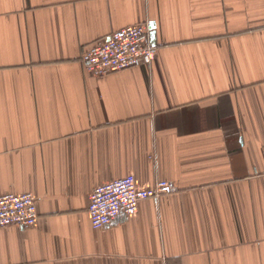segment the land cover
Returning a JSON list of instances; mask_svg holds the SVG:
<instances>
[{"label":"crops","instance_id":"crops-1","mask_svg":"<svg viewBox=\"0 0 264 264\" xmlns=\"http://www.w3.org/2000/svg\"><path fill=\"white\" fill-rule=\"evenodd\" d=\"M154 24L150 67L94 77L95 43ZM174 190L91 224L98 186ZM0 264H264V0H0Z\"/></svg>","mask_w":264,"mask_h":264},{"label":"built area","instance_id":"built-area-1","mask_svg":"<svg viewBox=\"0 0 264 264\" xmlns=\"http://www.w3.org/2000/svg\"><path fill=\"white\" fill-rule=\"evenodd\" d=\"M158 48L152 44L148 25H135L113 33L95 43L83 57L85 70L94 77L138 67H150L157 59ZM174 187L168 181L139 186L134 175L98 186L90 196L88 213L94 229L100 230L119 218L138 215L141 203L158 200ZM39 219L37 199L31 193L0 196V229H29Z\"/></svg>","mask_w":264,"mask_h":264},{"label":"water","instance_id":"water-1","mask_svg":"<svg viewBox=\"0 0 264 264\" xmlns=\"http://www.w3.org/2000/svg\"><path fill=\"white\" fill-rule=\"evenodd\" d=\"M150 31L154 29V24L150 25L149 27Z\"/></svg>","mask_w":264,"mask_h":264}]
</instances>
